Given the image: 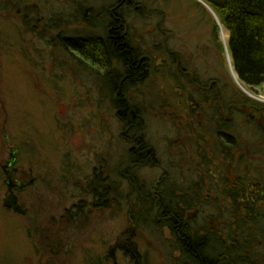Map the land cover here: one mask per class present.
Instances as JSON below:
<instances>
[{"label": "rangeland", "instance_id": "obj_1", "mask_svg": "<svg viewBox=\"0 0 264 264\" xmlns=\"http://www.w3.org/2000/svg\"><path fill=\"white\" fill-rule=\"evenodd\" d=\"M20 1L24 2L14 0ZM25 1L29 6L38 5L40 16L62 10L66 14L58 17L79 16L78 0L76 4ZM153 1L151 9L162 13L140 15L132 33L139 38L135 43L141 51L151 52L157 66L156 74L138 88L142 95L136 103L150 109L145 112V124L160 166L145 168L139 177L155 185L163 168L174 173L178 183L202 177V196L214 198L205 201L211 216L207 220L216 219L219 229L226 222V208L220 200L221 179L208 174L217 160L211 159L206 165L200 159L203 148L197 123L209 118L201 111L206 106L202 107L199 100L197 83L226 87L227 93L234 88L250 100L248 104L263 108L264 95L248 90L238 80L225 52L222 30L217 39L213 37L216 22L208 8L197 0ZM109 2L97 0L96 4L105 7ZM0 6L6 9H0V264H101L100 260H105L104 264H132L128 256L132 248L145 255L147 264H175L169 260L171 238L166 230L151 231V222L141 223L143 229L135 227L127 216L128 202H120L121 208L112 204L107 209H87L88 214L76 225L58 222L65 210L85 198L82 188L92 178L94 168L105 166L106 174L115 177L113 180L126 191L114 167L123 157L118 124L99 89L104 81L81 69L56 42L51 45L38 39L41 22L36 24L28 18L29 26H23L18 17L8 15L16 10L6 8L4 0ZM33 25L34 32L26 31ZM93 27L74 20L67 26V36H100L101 26ZM58 30L53 29V38ZM161 46L164 49L156 50ZM229 93L232 95L225 97L227 101L233 96L232 91ZM225 95L222 90L221 102ZM250 106L242 110L232 106L234 113L229 118L236 119L235 110L243 118L256 114L255 107ZM247 128L254 130L248 123ZM253 140L247 136L248 143ZM13 150L16 154L11 168L17 172L7 187L2 165ZM204 152L210 159L211 151ZM91 187L95 188V183ZM181 187L186 189L187 185ZM11 192L18 196L19 214L3 205ZM214 203L218 204L212 206ZM111 248L112 258L104 259ZM177 256L172 253V257Z\"/></svg>", "mask_w": 264, "mask_h": 264}, {"label": "trees", "instance_id": "obj_2", "mask_svg": "<svg viewBox=\"0 0 264 264\" xmlns=\"http://www.w3.org/2000/svg\"><path fill=\"white\" fill-rule=\"evenodd\" d=\"M65 1L76 4V0ZM96 1L78 0V17H71L70 14L66 15L67 18L58 17L66 14L62 10L57 14H48V18L40 16L41 8L37 4L29 6L25 0H4L6 8L16 10H10L8 15L18 17L23 26L30 22L28 18H32L36 24L41 22L43 27L37 35L38 39L46 40L45 42L51 45L56 42L67 57L78 62L77 65L81 69L85 68L88 74L98 76L104 81L99 89L104 92L102 98L107 101L110 111L113 112L118 124L117 137L123 143V157L119 158L114 167L116 174L119 173L125 183L126 191L121 190V183L113 180L115 177L111 178L106 174L105 166L94 168L92 178L87 180L82 188L85 198L81 197L77 205H73L74 208L65 210L58 222L76 225L88 214L87 209H107L112 204L121 208L120 202H128L127 216L135 227L143 229V225L151 222L152 231L163 229L170 233L169 260L175 264H224V245L221 242L223 240L206 222L209 213L205 210L207 197L202 196V177L199 176L198 181L194 182L185 178L184 182L178 183L175 174L164 170L165 168L155 185L148 184L139 177V173L145 168L160 166L145 124V112L150 109L136 103L138 96L142 95L138 88L156 74L157 66L153 65L151 52H142L140 46L135 43L139 38L132 33V26L140 15L158 16L162 12L151 9V6L155 5L153 0H109L105 7H99ZM202 1L213 10L219 23L228 32L227 51L238 80L248 90L264 95V0ZM0 9L6 10L1 6ZM54 16L57 22H54ZM74 20L89 28L97 24L103 29L102 34L69 38L66 29ZM35 25L26 31L34 32ZM159 28L157 24L156 29ZM53 29H59V34L54 38ZM218 31L219 27L214 23V39H217ZM161 48L164 49L163 46L155 49L161 51ZM197 84L201 105L206 106L201 111L205 112L208 118L211 117L212 106H215L213 114L217 118L222 109L228 113V110L239 104V100L233 96L229 101L224 97L221 102L223 89H218L216 85L210 88L207 84ZM213 100L215 105H211ZM232 135L236 137L234 133ZM200 159L206 161L205 152L200 154ZM92 183H95V188L91 187ZM181 184L187 185L186 189L182 188ZM17 197L13 192L9 193L3 205L6 210L19 214L21 207L17 204ZM202 211L206 213L202 214ZM113 250L111 248L104 259H111ZM175 252H179L180 257H172ZM231 253L236 258L234 263H245L238 251L232 249ZM128 256L132 264H147L145 255L135 248H132V253ZM104 261L100 260V263L104 264Z\"/></svg>", "mask_w": 264, "mask_h": 264}, {"label": "flooded vegetation", "instance_id": "obj_3", "mask_svg": "<svg viewBox=\"0 0 264 264\" xmlns=\"http://www.w3.org/2000/svg\"><path fill=\"white\" fill-rule=\"evenodd\" d=\"M223 90L226 94L224 97L228 98L232 95L229 92H233V97L239 100L237 107L240 106V110L251 105L250 107H255L256 114H249L247 118H243L242 113L235 110L236 119L232 121L229 116L234 110L225 113V109H222V112L218 113L220 116L216 118L213 114L215 106H212L211 117L207 121L197 123L200 138L198 141L202 142L203 148L200 154L211 151L210 159L207 157L206 161L202 162L208 165L211 159L217 160L208 174L210 178L221 179L220 200L226 208V222L224 225H219V229L216 219L209 218L206 222L208 227L217 232L223 240L221 242L224 245V264H240L234 263L236 258L231 253L232 249L238 251L241 258L243 257L244 264H264V122H262L264 108L248 104L239 90L230 88L228 93L226 87ZM247 123L254 126L253 132L252 129H246ZM247 136H252L254 140L248 143ZM15 154L12 152L2 165L7 176V187H11L14 182L11 178L17 172L16 169L11 168ZM217 165H221L220 168ZM209 200L214 198L208 197L207 203ZM216 204L218 203L212 206ZM205 213L202 211V214ZM166 232L170 234L167 230ZM176 253L177 257H180L179 252ZM232 255L233 260H231Z\"/></svg>", "mask_w": 264, "mask_h": 264}, {"label": "bare ground", "instance_id": "obj_4", "mask_svg": "<svg viewBox=\"0 0 264 264\" xmlns=\"http://www.w3.org/2000/svg\"><path fill=\"white\" fill-rule=\"evenodd\" d=\"M201 2L202 3H204V4H206L205 2H203L202 0H201ZM207 5V4H206ZM207 8L208 9H211L208 5H207ZM212 10V9H211ZM213 11V10H212ZM221 30H222V32H223V38H224V43H226L227 42V31H226V29L224 28V27H221ZM228 61H230L229 60V58H228ZM163 230V229H162ZM152 231V230H151ZM153 232H155V230L153 231Z\"/></svg>", "mask_w": 264, "mask_h": 264}, {"label": "water", "instance_id": "obj_5", "mask_svg": "<svg viewBox=\"0 0 264 264\" xmlns=\"http://www.w3.org/2000/svg\"><path fill=\"white\" fill-rule=\"evenodd\" d=\"M198 1L201 2V0H198ZM201 3H202V2H201ZM202 4H203L204 6L207 7L206 4H204V3H202ZM209 10H210V12L212 13V15H213V17H214L217 26L221 29L222 26L219 24V21H218L216 15L214 14V12H213L211 9H209ZM224 47L226 48V52H227V47H226V45H225ZM229 58H230V57H229ZM230 60H231V59H230ZM230 62H231V61H230Z\"/></svg>", "mask_w": 264, "mask_h": 264}]
</instances>
